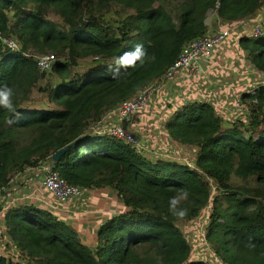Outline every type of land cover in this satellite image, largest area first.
Segmentation results:
<instances>
[{
    "label": "trees",
    "instance_id": "obj_1",
    "mask_svg": "<svg viewBox=\"0 0 264 264\" xmlns=\"http://www.w3.org/2000/svg\"><path fill=\"white\" fill-rule=\"evenodd\" d=\"M262 12L264 0H0V32L21 45L9 51L0 40V85L14 90L17 113L0 107V191L20 173H41L53 163L63 179L85 191V206L90 193L111 189L125 207L106 216L92 248L67 214L25 198L1 219L3 238L19 255L0 254V264H208L188 262L193 251L179 222L197 218L210 203L207 239L220 259L264 264V34L240 40L256 74L238 94L249 107L255 104L250 115H236L246 117L240 125L223 127L217 94L194 90L163 127L166 155L150 159L147 139L131 128L130 116L123 126L142 148L106 136L104 126L90 133L158 80L189 42L204 37L210 15L228 29L256 21ZM137 45L148 54L144 65L121 68L113 79L114 58ZM33 52L54 53L53 69L39 71ZM89 58L91 67L75 73ZM48 75L59 78L54 88L40 86ZM198 82L194 87L205 83ZM34 91L57 107L29 106ZM231 106L236 108L235 98ZM180 152L187 159L192 153L196 166ZM234 175L253 178L256 186L234 185ZM181 190L189 193L178 206L187 209L182 219L169 211Z\"/></svg>",
    "mask_w": 264,
    "mask_h": 264
},
{
    "label": "rangeland",
    "instance_id": "obj_2",
    "mask_svg": "<svg viewBox=\"0 0 264 264\" xmlns=\"http://www.w3.org/2000/svg\"><path fill=\"white\" fill-rule=\"evenodd\" d=\"M263 16H264V12H262L260 14V16H258L259 18H257L256 21H253V22L244 21L245 25H243V26H241L239 23L235 24L233 26L231 25L232 27L229 26V28H231L232 32H233V39L228 41L229 43L226 42V43H228L226 46L222 45L221 48H217L214 51L213 58H212L214 60V63H216V64L218 62L217 59L219 57L222 59V62H223V64H217V65H220L221 67L214 66V67H216V69H215L216 71L215 70L214 71L215 72L219 71V79L222 78V76H220L221 75L220 71L221 70L223 71L225 67H227L225 69V71L227 72L228 75H229V73H233L234 75H236V73H238L239 70H243L245 73H247L248 68L251 67L250 62L247 59V55L242 53L241 47L236 46L235 40H238V39H241L242 37H244L246 35V33L250 32L253 28H255L254 27L255 24L263 23L264 21L260 18ZM52 18H53V16H51V19ZM208 19L212 23L211 28L208 29V33L215 31V29L219 30V29L223 28V26H224L223 23H220L219 20H216V18H214V15H210ZM240 23H243V22H240ZM225 28H227V27H225ZM261 30H262V35H263L264 34V27L263 26H262ZM237 32L240 35H237ZM50 54H54V53H50ZM32 55H33L32 58H35L37 56H41L40 54H37L36 52H33ZM92 64H93L92 58L82 59L79 62L78 66L75 67L74 71H75V73H81L83 71H86L87 68L91 67ZM207 73H209V71H207ZM252 75H255L254 77H256L255 72L252 71L251 74L244 75L241 82H244L245 79H248V83H249L250 81H252L251 79L254 78V77H252ZM203 77L201 78V81L204 79L205 82H208V80H206L207 79L206 77H208V76H203ZM47 83H50L51 86L54 88L55 86H57L59 84V78L55 75H48L44 79V81L41 82L40 86L43 88H47V86H46ZM199 84H201V83L199 82ZM247 85L248 84H244L241 88L247 87ZM208 90H209V88L206 87L205 92H207ZM197 91H198V88H197ZM221 91L222 90H219L217 93L219 96L222 95ZM242 93H240V94H242ZM251 93H255V91L251 92ZM227 94H228V91H225L224 95H227ZM231 94L227 95L226 102L229 98H231L230 97ZM164 95L161 98L159 96V99L156 101V103L154 105L148 107L146 109V111L144 113H142V115H140L141 118L139 116L129 118V120H131V121L137 120L140 118L141 120L144 119L148 122V124H146V128H145V131L143 134L147 139V142H146L147 146L145 145L147 148L145 149L144 152H148L150 150L151 151L153 150L156 153H161L162 155H166L165 151H167V150L165 149V143H164V140H165L164 137L166 136V134L161 133L160 134L161 136L158 138L155 135V131H158L159 133L161 132V128L163 126V125H161V121H168L173 115V113L171 111H166L167 109H169L168 107H170V102H172L173 99L168 98V92H166V93L164 92ZM234 98L237 101L238 94ZM160 99H163V100H161L163 102H161ZM254 105L255 104L253 103V104H251L250 107L252 109H254ZM29 106L37 107V108H46L49 106L50 107H57V105L54 102L49 101V99L47 98V96L44 93H38L37 91H34V93L32 95V100L29 102ZM225 110L228 111V108L225 107ZM237 111L240 112L238 109H237ZM112 115H114V114L112 113ZM115 116H116V114H115ZM159 116L162 118H160ZM234 116H236V115H234ZM112 118H113V116H112ZM245 119H246V117H244L243 115L240 117V119H237V116H236L235 119L232 118L231 121H228L227 124L231 125L235 122L236 125H240L241 121H243ZM222 122H223L222 123L223 127H230V125H226L225 117H223ZM180 154H181V152H180ZM158 156H159V154L155 155V156L152 155V156H150L151 157L150 159L153 160V159H155V157H158ZM180 156H182V154ZM191 156H192V153H190V157ZM190 157H188L189 160H190ZM182 158L185 159L186 157L182 156ZM189 162L193 166H196L195 162H193L191 160ZM46 167H47V165H44V168H46ZM44 168L42 167V170ZM39 175H40V173L36 172V171H33L29 174L20 173L16 179L11 181L9 187L0 191V254L8 255V256H11L15 259H17L18 255H19V253H17L15 251L13 244L11 242H9V240L3 238L4 229H3L2 220H1L2 217L4 216L6 210L11 206V204H10L11 200H13L15 198L13 196V194L19 195L20 192H22L23 190H26V192L23 193V196L24 197L27 196L26 200L32 201V202H34L33 200L36 201L35 198H38L37 201L41 202L42 200L47 199L49 196L43 189L40 188V182L38 181ZM205 180L209 181L208 178H206ZM232 182L234 185H246V186H250V187L256 186L255 180L253 178L246 180V179H243L241 177L234 175L232 177ZM91 194L94 195V192L90 193V195ZM91 197H92V195H91ZM120 203H121L120 200L118 199V197L116 196V193L113 190L105 189V190H101L99 192H96L95 196H93L92 199L90 198V202L85 206V208L88 207V214L76 215V216L71 217V216H67L69 214L66 212H63V211H59V212L67 214L65 217L66 221L68 223L74 224V226L78 230V233L81 236L82 240L86 244H88V246L93 248L96 246V235H97L99 226L105 221L106 216L112 215L110 212H116L117 213L118 211H120V210H118V208L120 207ZM226 206H227V204L224 202L223 207L225 208ZM213 207H214V203H210V204H208V206L206 208H204V210L202 211L200 216H198L197 218H195V219L192 218L189 220H184V221L179 222V226L183 229V231L187 237V240H188L189 244L191 245V248L193 251V256L191 257V259L188 260V262L198 261V260L202 259V260L207 261L208 264H212L211 260H210V255L212 256L211 248L209 246H208V248H206L205 245L203 244V240H202V236H201V233L199 231V228H200L201 224L203 223V221L206 217H208L207 228L209 227L210 217H211L212 213H214ZM124 208L125 207L123 205H121L120 209L122 210ZM91 211H92V213L90 214ZM99 211H103L104 213L99 212ZM94 212H96V213H94ZM208 234H209V230H208Z\"/></svg>",
    "mask_w": 264,
    "mask_h": 264
},
{
    "label": "built area",
    "instance_id": "obj_3",
    "mask_svg": "<svg viewBox=\"0 0 264 264\" xmlns=\"http://www.w3.org/2000/svg\"><path fill=\"white\" fill-rule=\"evenodd\" d=\"M260 18L263 19L264 16ZM240 25L243 26V23H240ZM261 35V28L256 27L246 33L245 37L257 38ZM232 39L233 32L228 28L219 29L213 33H207L204 37L189 42L175 63L158 80L144 88L134 97L121 103L118 110L115 111V117L117 120L110 124L103 133L111 138L124 141L132 147L142 148L143 145H141V142L123 126L124 119L129 116L138 115L144 112L150 105L154 104L164 90L166 83L169 80L176 78V76L196 78L204 74L206 72L205 65L212 59L214 51ZM0 40L3 46L9 51H19L21 48V45L16 38L5 37L1 32ZM240 40L241 39L235 40L238 47L240 46ZM34 60L39 71L50 72L56 63L57 58L54 54H45L35 57ZM251 92H254V90ZM236 108L248 115L252 113L251 107L238 99L236 101ZM93 131H97L96 127L95 129H92V132ZM53 167L54 164L52 163L44 168L39 175L41 181L40 188L49 195L47 199L42 200L40 203L50 206L54 211H63L68 214L80 213L81 209L79 208L84 201L85 191L78 186L69 184L54 170ZM35 199L36 201L38 200V198ZM13 202L16 204L17 199ZM207 221L208 217L204 219L199 231L205 247L208 248L209 246L211 248V263L226 264L215 253L212 245L207 239ZM200 261L207 263V261L202 259H200Z\"/></svg>",
    "mask_w": 264,
    "mask_h": 264
},
{
    "label": "crops",
    "instance_id": "obj_4",
    "mask_svg": "<svg viewBox=\"0 0 264 264\" xmlns=\"http://www.w3.org/2000/svg\"><path fill=\"white\" fill-rule=\"evenodd\" d=\"M217 20V19H216ZM207 25H208V28H211L212 26V23L209 19H207ZM216 30V29H215ZM213 32V31H212ZM229 43V42H228ZM224 44L225 46L228 44ZM221 48V47H219ZM245 56V55H244ZM246 57V56H245ZM213 58V56H212ZM216 60V59H215ZM217 64H223L222 62V59L219 57L217 59ZM216 63H214V60L211 59L205 66H206V72L200 76V77H197L196 79H189L187 77H180V76H176V78L174 79H171L169 80L165 87H164V90L161 92V94L159 95L160 98L163 97L164 95V92H168V98L170 99H173L172 102H170V107H168L169 109H167L166 111H171L172 113H174V111H176L177 109V105L182 103V101L184 102L185 99H187L188 97H186V95H189V93L191 91H194V90H198L201 91V90H205V88H209L208 91H213L215 92L216 94L218 93L219 90H222L221 91V94L222 95H218L217 94V100L219 101V106H218V112L217 114L223 119V117H225V123L226 125H228V121H231V119H235L236 116L234 115H240L242 113L238 112L236 108H233L231 105H232V100L234 99V97L237 95V94H240L241 93V87L244 85V84H248V79H245L244 82H241V80L243 79L244 75H249L252 73L253 69L251 67L248 68L247 70V73H245L243 70H239L238 73H236V75H234L233 73H229V75L227 74V72L225 71V69L227 67L224 68V70L220 71L222 78L219 79V71L215 72L216 70V67H221L220 65H217ZM216 66V67H214ZM229 67V66H228ZM231 67V66H230ZM215 70V71H214ZM207 71H209V73H207ZM254 72V71H253ZM203 76H208V82H205V84L203 85H200V86H197V87H194V85H197L201 80V78ZM255 75H252V77H254ZM204 78V77H203ZM224 91V92H223ZM225 91H228V94H231V98H229L226 102V98H227V95H224ZM165 96V95H164ZM159 99V97H158ZM157 99V100H158ZM156 100V101H157ZM163 100V99H160V101ZM155 101V103H156ZM163 102V101H161ZM160 102V103H161ZM154 103V104H155ZM152 104V105H154ZM150 105V106H152ZM149 106V107H150ZM163 106V105H162ZM225 107L228 108V111L225 110ZM146 111V110H145ZM144 111V112H145ZM142 112V113H144ZM112 113L114 115H112ZM142 113L138 114V115H135V116H139L141 118L140 115H142ZM164 113V112H163ZM162 114V113H161ZM113 116V118H112ZM135 116H130L131 117H135ZM160 117V116H159ZM138 118V117H137ZM137 119V120H133L129 125H131V128H133L136 132L137 135H140L144 138H146L143 134H144V131H145V128H146V124H148V122L146 120H141V119ZM162 118V117H160ZM117 118L115 117V113L114 112H109L107 113L104 117H103V120L101 121V123L97 124L95 127H96V130L99 129V127H103L105 129H107L110 124H112L114 121H116ZM167 121H161V125L162 128H161V132L159 133L158 131H155V135L158 137H160L161 133L163 134H166V132L164 131L163 127H165V123ZM95 127L93 126L91 129H90V133H92V129H95ZM94 132V131H93ZM95 133V132H94ZM167 135V134H166ZM144 146V145H143ZM156 147V146H155ZM165 149L166 150H169V147L167 145H165ZM150 150V149H149ZM145 153H151L150 155H156V154H159V155H162L161 153H156L155 151H148V152H145ZM181 159L183 160L184 158L181 157ZM47 166H49L50 164H46ZM44 168V166H43ZM29 174V173H27ZM39 180V179H38ZM26 190H23L22 192H20L19 195L17 194H13V196L15 197L13 200H11V205H17V204H20V202L25 199L26 197L23 196V193H25ZM97 192V191H96ZM96 192H94V195L96 194ZM91 197V199H92ZM8 198V197H7ZM15 199H17V202L15 204V202H13ZM9 204V205H10ZM87 205V204H86ZM121 203H120V207H121ZM120 207L118 208V210L121 211ZM80 213H75V214H71V215H84V214H88V207L85 208V202L83 201L81 203V206H80ZM87 209V210H86ZM126 211V209H125ZM99 212H102L104 213L103 211H99ZM108 212V211H107ZM92 213V211L90 212V214ZM96 213V212H94Z\"/></svg>",
    "mask_w": 264,
    "mask_h": 264
},
{
    "label": "clouds",
    "instance_id": "obj_5",
    "mask_svg": "<svg viewBox=\"0 0 264 264\" xmlns=\"http://www.w3.org/2000/svg\"><path fill=\"white\" fill-rule=\"evenodd\" d=\"M148 54L143 45H137L133 51H125L123 55L114 58V64L117 66L112 73V78L117 79L120 75V69L135 68L139 63L143 66ZM14 90L7 84L0 85V107L16 113L15 104L13 101ZM189 193L186 190H181L180 193L172 197L169 201V211L177 218H184L187 215V209L178 207L183 200L188 199Z\"/></svg>",
    "mask_w": 264,
    "mask_h": 264
},
{
    "label": "water",
    "instance_id": "obj_6",
    "mask_svg": "<svg viewBox=\"0 0 264 264\" xmlns=\"http://www.w3.org/2000/svg\"><path fill=\"white\" fill-rule=\"evenodd\" d=\"M69 149H70V147H66L65 149H62V150L58 151V152L54 155V157H53L54 161H55V162L59 161L60 157H61L64 153H66Z\"/></svg>",
    "mask_w": 264,
    "mask_h": 264
}]
</instances>
